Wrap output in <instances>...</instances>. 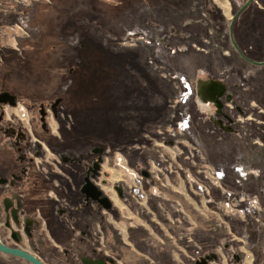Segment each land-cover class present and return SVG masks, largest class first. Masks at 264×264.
I'll return each instance as SVG.
<instances>
[{
    "label": "rangeland",
    "instance_id": "374dc122",
    "mask_svg": "<svg viewBox=\"0 0 264 264\" xmlns=\"http://www.w3.org/2000/svg\"><path fill=\"white\" fill-rule=\"evenodd\" d=\"M203 1L0 0V95H18L6 117L29 161L47 155L64 173L65 155H86L83 179L91 172L103 196L122 183L137 209L128 214L144 215L153 235L170 212L174 264L215 252L209 264H246L264 250V65L230 40L246 0ZM247 12L235 38L264 60V0ZM96 235L97 250L123 264L99 223Z\"/></svg>",
    "mask_w": 264,
    "mask_h": 264
},
{
    "label": "crops",
    "instance_id": "0c3cea01",
    "mask_svg": "<svg viewBox=\"0 0 264 264\" xmlns=\"http://www.w3.org/2000/svg\"><path fill=\"white\" fill-rule=\"evenodd\" d=\"M201 2L204 1L201 0ZM206 9H208L207 6ZM247 11L246 13H248ZM22 15L30 20L26 14ZM233 48L236 50L234 46ZM5 52L6 48L0 46L1 60L7 59ZM224 84L222 85L224 86ZM5 91L18 97L16 92ZM42 119L41 116L40 125H38L40 128L44 127ZM17 127L16 124H13V120L0 121V183L6 178L18 176L25 168V175L22 180L17 182L16 189L24 193V205L29 219L34 223L32 230L33 253L44 263L81 264L82 260L102 258L113 259L115 264H119L114 257H108L103 250H97L95 247L98 242L96 233L99 223L105 245L113 249L114 253L120 251L123 264H174L171 257L172 252L168 248L172 241L177 240L176 236L180 231L175 226L173 228L176 222L173 217H169L170 212L166 213L165 221L156 219L157 236L153 235L151 231L152 227L155 229V226L149 225L145 221L144 215H142V222L138 223L134 220L136 216L128 214L129 211L134 213L137 209L131 205L130 200L128 203L126 189L122 183L112 187L114 190L118 188L119 195L113 193L109 196L108 206H101L100 203L88 199L83 192V176L87 172L90 158L85 161L86 155H82L78 158L71 157L72 161H70L71 158L65 155V159L69 161H65L66 170L61 174L50 168V159L47 155H42L37 162L31 163L26 151L21 152L25 150L24 140L26 137L17 132ZM19 143L20 149L17 148ZM50 188H54V190L48 193ZM176 188L177 186L173 189ZM258 190L263 191L261 199L264 200V180ZM2 192L4 191L0 188V200L3 199ZM59 200L61 201L58 202ZM185 202L188 203L187 200ZM164 204L168 205L169 203L164 201ZM184 208L188 210L186 206ZM183 221L186 224L185 219ZM261 225L264 229L263 221ZM134 226L137 229L140 228L141 233L135 232L133 228L130 230ZM133 232L137 236L130 235ZM150 234L149 238L147 235ZM149 239L156 240L157 246L152 245ZM243 252L246 253L247 250H243ZM253 253L257 260L254 261L251 254L250 260L246 264H264V259L261 261L258 258L264 256V250H255ZM150 255H154V257L151 259ZM222 256L225 255L222 254ZM205 257L197 260L196 263L201 264L206 261L209 264V260L217 259V254L216 252L207 254ZM225 261H221L220 264H227ZM0 264L27 263L0 253Z\"/></svg>",
    "mask_w": 264,
    "mask_h": 264
},
{
    "label": "flooded vegetation",
    "instance_id": "af4514ba",
    "mask_svg": "<svg viewBox=\"0 0 264 264\" xmlns=\"http://www.w3.org/2000/svg\"><path fill=\"white\" fill-rule=\"evenodd\" d=\"M254 2H255V0L252 1V3L239 15L238 19L235 21V23H234V35H235L236 22H238L240 16L243 13H245V11L250 9L251 5ZM12 4L13 3H10V5H12ZM8 7H10V6H8ZM0 23H1V21H0ZM0 28H1V26H0ZM2 39H3V36L0 34V44L2 41H4V39L3 40ZM7 53H6V55H7ZM1 96L2 95H0V99H1ZM11 106H15V105L11 104L10 101H7V102L0 101V121H3L4 119H8V120L10 119V118L6 117V109L8 107H11ZM30 158H31L30 162L34 163L32 156ZM53 170L57 173H60L57 169H53ZM89 173H90V176H88L89 175L88 174L87 176L84 177V186H83L84 194L87 196V194L85 192V188H86V185L89 181L90 183H92L94 186H96L98 188V191L100 192V194H99L100 199L106 198L110 201L109 196H105V195L103 196L102 195V192H101V189L99 188V185L96 183V181L95 182L92 181V179H91L92 174H91V172H89ZM24 175H25V168L21 171L20 175L13 177V178L12 177L6 178V180H4L3 182L0 183V188H2L4 191H7V196L0 200V234H1L3 240L5 241V243L7 245L14 247V248H20L22 250H26L30 253H33L32 250H34V249H33V235H32L33 231L32 230L34 228V223L29 219L28 212H27L26 207L24 205V193L17 191V189H16L17 182L22 180ZM103 182L105 183V181H103ZM115 191L119 195L118 188H115ZM12 196L14 197L13 199H15V202H12V200H11ZM87 198L100 203L101 206H104L98 199L94 200L88 196H87ZM25 239H28L29 244L27 243V240L24 243ZM0 253L3 254L4 256L19 259V260H21L27 264H32L23 258L11 256V255L5 254L1 251H0ZM33 254L36 255L35 253H33ZM96 259H102V258H94V259H88V260H96ZM102 260H104L105 262H107L109 264H115L113 259H102ZM83 261L84 260H82L81 264H83Z\"/></svg>",
    "mask_w": 264,
    "mask_h": 264
},
{
    "label": "water",
    "instance_id": "95a60500",
    "mask_svg": "<svg viewBox=\"0 0 264 264\" xmlns=\"http://www.w3.org/2000/svg\"><path fill=\"white\" fill-rule=\"evenodd\" d=\"M252 1L253 0H247L239 8V10L233 15L232 20L230 22V26H229V33H230V39L232 41V44L234 45L236 50L240 53L241 57L243 59H245L246 61H248L254 65L259 66V65H264V60H255V59L248 57L246 54H244L242 52V50L240 49V47H239V45L235 39V35H234V23H235V21L238 19L239 15L252 3ZM0 101H4V102L10 101L11 104H15V97L11 96L9 93H4V94H2ZM85 192H86L88 197H90L94 200L98 199L104 206L109 205V200L106 198L100 199L99 198L100 192L98 191V188L96 186H94L92 183H90L89 181L86 185ZM0 251L5 253V254L11 255V256L23 258L32 264H45L41 259H39L33 253H30L26 250H22L20 248H14V247L7 245L5 243V241L3 240L1 234H0ZM83 264H109V263L105 262L102 259H96V260L83 261ZM201 264H207V262L203 261Z\"/></svg>",
    "mask_w": 264,
    "mask_h": 264
}]
</instances>
